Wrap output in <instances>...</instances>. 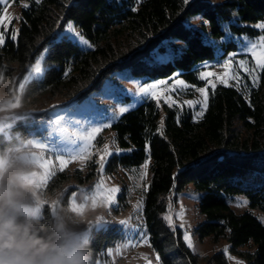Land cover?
Wrapping results in <instances>:
<instances>
[{"label": "trees", "instance_id": "obj_1", "mask_svg": "<svg viewBox=\"0 0 264 264\" xmlns=\"http://www.w3.org/2000/svg\"><path fill=\"white\" fill-rule=\"evenodd\" d=\"M1 11L0 6V15ZM197 15L206 20L202 25L207 34L187 24ZM70 20L95 44L93 49L83 50L66 36L56 39ZM258 21H264V0L32 1L22 11L16 38L9 33L0 47V68L5 77L17 72V79L22 80L36 57L48 49L44 75L26 83L22 107L32 105L40 96L57 100L50 109L83 102L124 69L148 78L169 77L180 71L186 81L202 86L197 66L215 56L209 37L221 40L227 31L254 37L260 31L245 23ZM222 47L226 55L237 49V43L230 39ZM167 51L172 54L170 59L156 60L158 53ZM164 110V126L160 124L162 108L154 99L120 116L112 125L115 140L120 148L130 151L111 154L105 167L111 174L121 166H139L150 156L144 217L160 264H228L222 251L205 257L194 253L182 230L171 228L163 217L165 196L189 184L202 192L199 210L204 220L195 229L199 238L226 239L231 251L246 258L247 264H264V224L250 210L234 212L228 202L230 197L244 194L252 209L264 210V70L257 86L243 89L217 84L214 90L208 88L207 108L198 120L191 109L179 119L174 109L164 105ZM45 112H33L25 121L18 119L12 134L28 139L34 128L28 121H33V115L41 119ZM15 140H6L0 133V150H7ZM99 140H104L103 135ZM97 175V163L91 161L85 176L81 170L60 172L48 190L56 192L73 177L83 184ZM76 189L65 192L64 205ZM52 216L46 205L42 222L46 224ZM91 233L92 264H98L121 233L111 225L93 228Z\"/></svg>", "mask_w": 264, "mask_h": 264}, {"label": "rangeland", "instance_id": "obj_2", "mask_svg": "<svg viewBox=\"0 0 264 264\" xmlns=\"http://www.w3.org/2000/svg\"><path fill=\"white\" fill-rule=\"evenodd\" d=\"M32 1L36 0H7V5L0 3L2 8L0 17H7L0 20V31L4 33V43L8 34H12L14 30H16L17 36L22 11L26 8L23 5L27 3L30 6ZM210 1L221 2L222 0ZM69 23L73 25L75 32L68 30ZM203 23H207L206 20L197 15L187 24L197 26L204 34H207L208 30L203 28ZM245 24L255 27L260 31V34L250 37L247 35H234L227 31L221 40L209 37V40L214 44L215 56L213 59L206 60L197 66L198 78L204 82L202 86L186 81L180 75V71L169 77L148 78L146 76H134L129 69H124L108 78L100 90L95 91L83 102L64 106L59 105L50 109L57 103V100H48L46 97L40 96L32 105L22 107L21 97L26 83L32 79H40L44 75L46 70L44 60L48 49L43 50L36 57L35 62L29 67L22 80L17 79V72L12 77H5L3 69L0 68V133L5 135L6 140L16 138L13 146L3 152L0 150V159L12 164L24 174V182L34 189L35 197L40 200L42 217L44 207L49 205L53 215L61 210H66L73 217L96 214L98 217L97 223L77 226L90 232L93 228L98 229L107 225L118 227L121 237L113 246L108 248V250H112V255H109L107 250L106 256L100 258L98 264H160V260H157L159 255L150 243L144 217V200L151 180V158L148 155L139 166H121L114 173H107L105 167L111 154H122L130 151V149H122L117 145L112 125L124 113L136 108L147 99H154L161 106L160 124L163 121L161 126L165 124L164 105L177 112V119L186 109H191L194 119L198 120L202 117L197 115L202 110V104L193 103L189 105L186 102L202 100L203 97L196 89L206 88L208 95V88L211 87L208 81L211 80L215 85L222 84L217 77L224 76L225 73H227L224 76L228 81L227 86H237L243 89L248 85L257 86L260 82L262 70H257L256 74L259 76V80L258 83L254 84L251 75L239 67V62L246 61L249 68L255 67L251 45L257 43L259 45L257 52L264 51V44L261 43L264 29L257 27L259 24H264V21ZM77 32L88 41L90 47L80 41L79 36L76 35ZM63 36L76 42L83 50H91L95 47V44L86 38L71 20L66 23L62 31L57 33L56 39L59 40ZM230 39L237 43V49L225 55L222 44ZM171 57L172 54L167 51L158 53L156 60L166 61ZM229 59L232 61L231 65L228 68L222 67ZM37 64L41 68L39 73L34 71ZM204 72H211L214 75L201 79V73ZM236 74L239 75L238 81L231 78ZM176 80L184 81L187 87L177 85ZM161 81L165 83L161 84ZM151 84L158 85L157 89L154 90L155 96L141 92L142 88ZM121 108L128 110L121 113ZM40 110L46 111L41 119H36V115H33V121H28L32 124L31 127L34 126L31 137L22 139L19 133L12 134L11 128L18 119L21 118L25 121V116ZM57 121L59 123H56ZM93 128H100L101 131L90 141L87 157L81 160L79 158L72 159L71 156L67 155V153L73 152L74 149L79 151V147H83L84 142L79 137L91 132ZM101 135L104 138L102 142L99 140ZM42 144L46 146L44 150L45 159L52 161L51 167L46 166V162H41ZM105 145H108L107 153L104 151ZM116 149H119V151ZM59 154H63V158L69 161L66 165L62 166L56 159ZM101 155L105 157L102 169L100 163L97 162ZM91 161L97 163L98 175L96 178L80 184L73 177L71 181L64 184L56 192L52 193L48 190L50 181L60 172L74 174L76 170H81L85 176L89 172ZM146 163L147 175L142 178L141 173L144 171L143 166ZM51 172H54V174L49 175ZM98 184L101 185V190L97 189ZM71 187L77 189L71 195L69 203L64 205L62 202L63 195ZM112 187L118 188V192L115 193L114 200L108 202L106 199L107 190ZM98 191L100 195L97 196L96 201L89 199L85 202L82 200L83 195L91 196ZM26 195L29 200L33 199L31 193H26ZM201 195L202 192L195 190L193 184H189L187 188L180 192L173 190L169 192L165 196L167 210L163 217L164 219L166 216L171 217V224L169 220L165 219L166 223L173 229L179 227L182 230L183 238L185 233L190 235L193 244L191 250L194 253L205 257L222 251L227 257L228 264H237V262L247 264L246 258L231 251V245L226 239L214 241L211 237H206L203 240L199 238L195 229L204 220L199 210ZM242 200H247L248 203L244 206H238ZM228 202L234 212L243 213L250 210L264 224V210L252 209L248 198L244 194L230 197ZM120 220H127L128 224L122 225L119 223ZM41 233L42 236L45 235L44 232ZM118 248L119 251H117ZM225 249H227V252H225ZM242 249L248 250L249 248L244 247Z\"/></svg>", "mask_w": 264, "mask_h": 264}, {"label": "clouds", "instance_id": "obj_3", "mask_svg": "<svg viewBox=\"0 0 264 264\" xmlns=\"http://www.w3.org/2000/svg\"><path fill=\"white\" fill-rule=\"evenodd\" d=\"M23 176L0 159V264H92V233L77 226L97 223V215L61 210L43 223L40 200Z\"/></svg>", "mask_w": 264, "mask_h": 264}, {"label": "snow or ice", "instance_id": "obj_4", "mask_svg": "<svg viewBox=\"0 0 264 264\" xmlns=\"http://www.w3.org/2000/svg\"><path fill=\"white\" fill-rule=\"evenodd\" d=\"M36 2L38 3L39 0H36ZM0 3H3L5 5H7V0H0ZM185 3H187V0H185ZM28 6L29 5L27 3H25L23 5V7H28ZM6 18H7L6 16L5 17H0V20L6 19ZM257 27H259L261 29H264V24H259V25H257ZM68 30L75 32V29H74V27H73V25L71 23L68 24ZM76 35L79 36V39H80V41L83 44L88 45L89 47L91 46V45L88 44V41L86 39H84V37L82 35H80L78 32L76 33ZM11 38L12 39L16 38V30H14L12 32ZM3 43H4V33L2 31H0V45H2ZM261 43L264 44V36L261 37ZM258 46L259 45L257 43H253L251 45V54H252L253 58L255 59V67L249 68L246 61H240L239 62V67L243 68L246 72L249 73V75H251L252 81H253L254 84L258 83V80H259V76L256 74L257 70L258 69L259 70H264V51H260L258 53L257 52ZM231 63H232V61H231V59H229V61L227 63H225L222 67L228 68L231 65ZM34 71L36 73H39L41 71V68H40L39 64L36 65V67L34 68ZM213 75L214 74L211 73V72H204V73H201V79H206L207 77L213 76ZM226 75H227V73L224 74V76H226ZM224 76H218L217 79L222 84H225L227 86L228 81L224 78ZM231 78L238 81L239 80V75L238 74L233 75ZM160 83L163 84L165 82L161 81ZM175 83L177 85H182L184 87H187L185 82L182 81V80H176ZM208 84L211 85L213 90L215 89L216 85L211 80L208 81ZM157 87H158V85L151 84L148 87L142 88L141 92L144 93V94H149L150 93L153 96H155V91L154 90L157 89ZM196 90L201 94L203 99L200 100V101H195V102L187 101L186 103H188L189 105H192L193 103L202 104V110L197 115L198 116H203L204 110H206L207 104H208L207 90H206V88H198ZM173 103H174V101H173ZM127 110L128 109H126V108H121L120 112L123 113V112H126ZM56 123H59V121H57ZM161 124H163V121L161 122ZM100 131H101L100 128H93L91 130V132H88L87 134L80 136L79 139L84 142L83 147H79L78 146L79 147V151H76L74 149L73 152L67 153V155L71 156L72 159H77V158H79L81 160L85 159L87 157V155H88V148L90 147V141H92L93 138L95 137V135L97 133H99ZM73 135H75V133H73ZM45 148H46V146L44 144H42V146H41V152H42V160H41V162L42 163L46 162V166L51 167L52 161L51 160H46L45 157H44ZM116 150L119 151V149H116ZM104 151H105V153L108 152V145L104 146ZM73 153H75V154H73ZM104 158H105L104 155H101L99 161H97L98 163H100L101 169L103 168ZM56 159L59 161V163L62 166L66 165L69 162L68 160H65L63 158V154L57 155ZM143 168H144V171L141 173L142 178L147 175V163L143 166ZM53 174H54V172L49 173V175H53ZM96 187H97L98 190H101V185L98 184ZM107 191H108V195H107L106 199H107L108 202H111V201L114 200L115 193L118 192V188L112 187V188L108 189ZM98 195H100L99 191L97 193H95V194H92L91 196L85 194V195L82 196V200L85 201V202H87L89 199H91L93 201H96V198H97ZM247 203H248L247 200H242L238 204V206H244ZM165 219L169 220V223L171 224V217H167L166 216ZM119 223L122 224V225H126V224H128V221L127 220H120ZM181 226L183 227V225H181ZM184 238H185V241L188 243V246L190 248L193 247L190 235L185 233ZM117 251H119V248L117 249ZM225 252H227V249H225ZM108 254L112 255V250L111 249L108 250ZM157 260H159V257H157ZM237 264H242V262H237Z\"/></svg>", "mask_w": 264, "mask_h": 264}]
</instances>
